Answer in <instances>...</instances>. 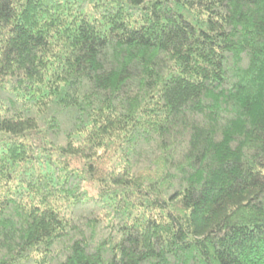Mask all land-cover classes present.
I'll use <instances>...</instances> for the list:
<instances>
[{
    "label": "trees",
    "instance_id": "trees-1",
    "mask_svg": "<svg viewBox=\"0 0 264 264\" xmlns=\"http://www.w3.org/2000/svg\"><path fill=\"white\" fill-rule=\"evenodd\" d=\"M0 264H264V0H0Z\"/></svg>",
    "mask_w": 264,
    "mask_h": 264
}]
</instances>
